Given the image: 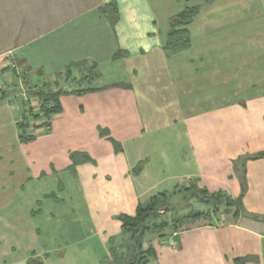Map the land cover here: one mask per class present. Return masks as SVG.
<instances>
[{"label": "crops", "instance_id": "crops-1", "mask_svg": "<svg viewBox=\"0 0 264 264\" xmlns=\"http://www.w3.org/2000/svg\"><path fill=\"white\" fill-rule=\"evenodd\" d=\"M208 1L216 2L210 17L222 3L231 43L249 34L244 23L253 19L264 42V0H0V264H127L117 260L120 246L130 257L133 247L120 218L183 186L240 197L239 215L183 221L189 228L168 227L161 239L145 236L142 250L151 249L154 264H264V158L249 159L264 145L231 153L235 136L264 132V89L247 100L194 103L191 94L198 99L204 90L193 86L187 94L171 62L182 52L164 49L175 18L197 7L187 27L192 40L200 5ZM225 36L218 43L228 44ZM10 60L22 78L7 69ZM68 82L76 86L61 87ZM23 86L32 90L26 98ZM37 90L62 92L61 111L48 132L39 129L21 142L17 125L23 113H36L31 105L38 97L29 93ZM62 128L77 139L57 167L71 172L77 214L67 221L55 211L7 210L14 188L38 177L25 147L55 139ZM74 154L91 161L73 164ZM242 155L240 173L232 175L227 161ZM49 165L55 175L54 161ZM174 212L187 210L167 218Z\"/></svg>", "mask_w": 264, "mask_h": 264}, {"label": "rangeland", "instance_id": "rangeland-1", "mask_svg": "<svg viewBox=\"0 0 264 264\" xmlns=\"http://www.w3.org/2000/svg\"><path fill=\"white\" fill-rule=\"evenodd\" d=\"M215 3L216 2L212 3V1H208L200 5L199 10L202 11L203 17L201 22L200 20L194 22L195 26H193L191 30H195L193 31L192 40H190V47L188 50L182 51L178 56H175L171 61L176 63V67L180 69V79L184 84V86L182 85L181 87L185 88L186 85L188 88L186 89L187 94H190L189 89L192 91L193 86H198L204 90L202 93L203 96L198 97V99L195 98L197 93H192L191 96L188 95L183 97L185 100L190 96L189 98L193 99L194 103L196 102L198 104H200L199 101H207L208 103L211 101L210 103L215 104L222 100H247L250 94L259 93L264 89V42H258L257 33L259 30L255 19L249 22V25L244 23L245 31L249 32V34L247 33V35L241 36L237 41L231 43V40L235 37H232L231 34L229 36V30L225 27V23L228 22L229 24L230 22L228 21L227 13L222 10V3H218L213 7L216 11H213L211 13L212 17H210V8H212ZM210 18H213V20L210 21ZM233 21L236 22V20ZM229 25H231V23ZM209 30L213 31V35H209ZM225 35L228 36L230 44L229 42L228 44L218 43L222 41L223 38L226 39ZM6 64L7 69L11 70L17 77H23L21 72L18 73L20 71V65L17 62L10 60ZM194 69H197V71L195 72ZM69 84L74 85L68 82L61 87L67 89V85ZM75 86L76 85L73 87ZM28 89L30 88H25V86H23L22 94L25 95V98L29 92ZM262 93L264 95V92ZM48 102L51 103L50 100H48ZM44 103L45 101L43 100L42 103L40 100H37L33 105L30 103H28V105L37 108L35 114H39L40 112L38 109L40 106L42 107ZM195 108L198 109L197 106H195ZM261 108H264V104H261ZM33 111L32 109V113ZM11 116L15 117L13 113ZM16 117H18V115ZM54 117L47 116L45 118L38 115V117H34L35 119L31 118L28 124L29 127H26L25 130L30 134H34L37 130L43 129L41 126L44 124L50 127ZM11 128L15 131L13 125ZM242 128L243 126H241V131ZM18 132H22V129H18ZM256 134H258V132ZM77 135H79V133H77ZM259 135L260 137L256 135V137H252V139H242L235 136V145L231 153L234 152L233 150H237L240 147L245 150H252V148L259 146V144L264 145V132L262 131ZM44 138L45 137H42L37 140L36 143L25 147L26 163L32 168L31 173L33 175L36 174L38 177L26 183L23 182V186L14 188V195L7 210L21 213L28 211L31 213L55 211L67 217L65 220L68 221L72 215L74 216L77 214L78 211L76 210V206L80 205V198L72 185L73 177L70 174L71 172H64L62 168L60 169L57 167H61L60 163L67 151H69V147H72L77 141L76 135L65 134V130L62 128L56 133L55 139L50 141ZM227 149L228 148L224 150ZM261 152L257 153L259 154ZM220 155V157L224 159V152H220ZM247 156H249V154H247ZM244 158H246L244 155H242V157L232 156L231 159L227 161L233 168V172H231L232 175L240 173V167L243 165V162L240 160ZM51 160L54 161V170L57 171H55V175L51 173L52 169H50L49 165ZM40 173H43L41 178H39ZM190 203H192V208H188L187 212L193 210V208H195L196 211H201L200 218H191V220L200 219L203 222H207L210 220L209 217L211 216L215 219L217 216L220 217V215L229 214L233 211L239 212L235 204L228 212H224L227 208H225V204H223L220 207V210L223 212H219L216 217H213L215 214L207 212L204 206H200L193 201ZM176 216L177 215L174 217ZM172 219L173 216L167 218L166 214L163 220H166L168 224H172ZM189 220L188 218H179L177 222L182 223L183 221ZM178 226L179 230L189 228L187 223L186 225ZM157 234L158 233H156V238ZM114 242L113 245L116 243ZM118 254H122V257L117 260L121 259L126 261V263H129V260H131L129 252L126 251L124 245L120 246L117 255ZM147 264L154 263L149 259Z\"/></svg>", "mask_w": 264, "mask_h": 264}, {"label": "trees", "instance_id": "trees-1", "mask_svg": "<svg viewBox=\"0 0 264 264\" xmlns=\"http://www.w3.org/2000/svg\"><path fill=\"white\" fill-rule=\"evenodd\" d=\"M197 13V7L186 9L179 16H177V18H175V25L169 32L168 41L164 48L165 51H168L169 54H176L187 50L190 47L189 31L187 27L192 22V19L197 15ZM30 91L32 92V90H29V92ZM60 93L62 92L51 93L48 91L45 92L44 90H37L35 93H29L37 96L38 100H40L41 103L42 100L45 101V103L38 109L41 114L32 113V109H30V111L25 115L23 113L22 120L24 124L17 125L18 129H22V132L19 133V139L21 142H27L31 139H34V136L26 132L25 130L26 127H29L28 124L31 118L38 117V115L45 118L47 116L54 117L60 114L61 109L58 103V97L60 96ZM48 100H50L51 103L48 102ZM44 126L48 125L45 124L41 127ZM262 158H264V152L250 157L249 159L257 160ZM71 161L74 164L76 162H87L91 160L85 155L74 154L71 157ZM172 197H178L179 201L176 203H172ZM239 198L233 201L222 192L211 194L204 189H198L197 187L191 186L176 187L174 188L172 194L160 193L151 197L145 204L140 205L137 208L134 217L122 216L120 218L122 224V236L129 238V240L133 243V247L131 249L132 261L127 264H145L151 257V249H147L144 251L142 250L143 238L145 236L158 233V238H165L166 234H163V231H165V229H167L168 227L172 228L174 231H176V229L179 230L178 225H181L183 223L177 222L179 218H188L190 220L191 218H200L201 211H196L195 208H193V210H189V212L186 213V216H179L178 212H174V215H172L173 219L171 220L172 224H168L166 220H163L162 215H166L168 212L176 209L182 208V210H187L188 208H192V203L190 202L193 201L200 206H204L207 212H210L211 214H215V216H217L219 212H223L222 210H220V207L223 204H225V208H227L226 210H224V212H228V210L232 208L234 204L239 210L241 207V199ZM161 212L163 213L162 215ZM234 214L235 217H238L239 212L235 211ZM175 215L177 216L174 217Z\"/></svg>", "mask_w": 264, "mask_h": 264}, {"label": "built area", "instance_id": "built-area-1", "mask_svg": "<svg viewBox=\"0 0 264 264\" xmlns=\"http://www.w3.org/2000/svg\"><path fill=\"white\" fill-rule=\"evenodd\" d=\"M19 123H20V124L23 123V120L21 119V120L19 121ZM40 125H42V124H40ZM44 125H45V124H44ZM43 129H44L45 132H48V131L50 130V127H49V126H44ZM43 129H42V130H43ZM46 130H47V131H46ZM170 244H172V242H170Z\"/></svg>", "mask_w": 264, "mask_h": 264}]
</instances>
